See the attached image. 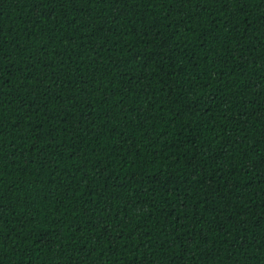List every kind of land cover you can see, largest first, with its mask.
Here are the masks:
<instances>
[{"label":"trees","instance_id":"obj_1","mask_svg":"<svg viewBox=\"0 0 264 264\" xmlns=\"http://www.w3.org/2000/svg\"><path fill=\"white\" fill-rule=\"evenodd\" d=\"M0 264H264V0H0Z\"/></svg>","mask_w":264,"mask_h":264}]
</instances>
